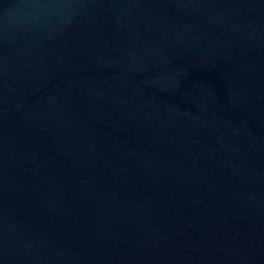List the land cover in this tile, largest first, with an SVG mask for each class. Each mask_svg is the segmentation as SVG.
I'll return each instance as SVG.
<instances>
[{"label": "water", "instance_id": "obj_1", "mask_svg": "<svg viewBox=\"0 0 264 264\" xmlns=\"http://www.w3.org/2000/svg\"><path fill=\"white\" fill-rule=\"evenodd\" d=\"M0 264H264V0H0Z\"/></svg>", "mask_w": 264, "mask_h": 264}, {"label": "clouds", "instance_id": "obj_2", "mask_svg": "<svg viewBox=\"0 0 264 264\" xmlns=\"http://www.w3.org/2000/svg\"><path fill=\"white\" fill-rule=\"evenodd\" d=\"M34 7H36L37 9H42V8H47V7L56 8V7H59V5L49 2V3H37L34 5ZM40 15H42V13L38 11L35 13H30L28 18L34 20V19H37Z\"/></svg>", "mask_w": 264, "mask_h": 264}]
</instances>
